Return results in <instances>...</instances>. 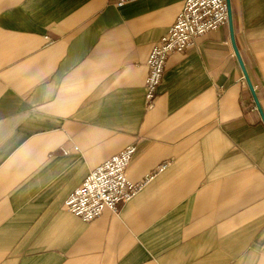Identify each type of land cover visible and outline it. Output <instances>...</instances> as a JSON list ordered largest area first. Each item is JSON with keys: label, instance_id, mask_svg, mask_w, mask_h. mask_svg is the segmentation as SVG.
<instances>
[{"label": "crops", "instance_id": "obj_1", "mask_svg": "<svg viewBox=\"0 0 264 264\" xmlns=\"http://www.w3.org/2000/svg\"><path fill=\"white\" fill-rule=\"evenodd\" d=\"M184 0H0V264H264V123L228 23L170 53L152 107L146 59ZM264 116V0H229ZM133 144L128 202L64 210Z\"/></svg>", "mask_w": 264, "mask_h": 264}, {"label": "built area", "instance_id": "obj_2", "mask_svg": "<svg viewBox=\"0 0 264 264\" xmlns=\"http://www.w3.org/2000/svg\"><path fill=\"white\" fill-rule=\"evenodd\" d=\"M132 0H114L118 6ZM227 22L225 0H184L181 9L167 31L156 40L146 59L147 72L144 80V100L150 108L160 83L167 56L182 52L196 39ZM135 146L129 144L91 169L82 182L69 194L64 210L83 221H90L104 209L116 210L119 204L128 202L168 164L163 161L150 171L143 180L131 182L126 176L127 166Z\"/></svg>", "mask_w": 264, "mask_h": 264}, {"label": "water", "instance_id": "obj_3", "mask_svg": "<svg viewBox=\"0 0 264 264\" xmlns=\"http://www.w3.org/2000/svg\"><path fill=\"white\" fill-rule=\"evenodd\" d=\"M225 1H226V7H227V23H228L229 31H230V41H231V43H232V46H233V50H234V53H235L236 59H237V61H238V64H239V66H240V68H241V71H242V74H243L244 84H246V86L249 88V90H250V92H251V94H252V96H253L254 103H255L257 109L259 110V112H260V114H261L262 122L264 123V116H263V114H262V112H261V109H260V107H259L258 100H257V98H256V95H255V93H254V90H253V88H252V85H251V83H250V81H249V78H248V75H247V73H246L245 67H244V65H243V63H242V60H241V58H240V56H239V53H238V51H237V49H236V46H235V44H234L233 31H232V22H231L230 3H229V0H225Z\"/></svg>", "mask_w": 264, "mask_h": 264}]
</instances>
